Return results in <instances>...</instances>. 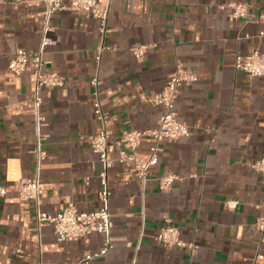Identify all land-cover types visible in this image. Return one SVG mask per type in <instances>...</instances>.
<instances>
[{
	"label": "crops",
	"instance_id": "crops-1",
	"mask_svg": "<svg viewBox=\"0 0 264 264\" xmlns=\"http://www.w3.org/2000/svg\"><path fill=\"white\" fill-rule=\"evenodd\" d=\"M107 7L104 33L95 18L46 14L42 0H0V264H76L102 247L104 236L58 242L50 226L36 223L33 201H21L19 180L35 168L34 80L28 66L9 71L17 50H38L44 37L46 73L64 77L62 87L41 89L45 158L40 164V207L55 215L69 205L80 212L101 206V164L85 137L101 125L93 112V86L111 132L107 172L111 248L88 264H251L264 256L254 228L264 211V178L251 164L264 157V77L234 69L235 57L264 53V0H97ZM246 4V18L230 4ZM218 6H225L219 9ZM148 46L140 60L132 52ZM102 46L100 64L95 57ZM177 62L194 80L179 85L177 119L190 131L160 142L159 162L142 185L116 160L123 132L154 128L162 109L149 98L164 86ZM154 142L143 136L135 154L146 158ZM174 174L170 189L158 179ZM166 220L192 242L195 253L165 249L153 240ZM264 264V260L262 261Z\"/></svg>",
	"mask_w": 264,
	"mask_h": 264
},
{
	"label": "built area",
	"instance_id": "built-area-1",
	"mask_svg": "<svg viewBox=\"0 0 264 264\" xmlns=\"http://www.w3.org/2000/svg\"><path fill=\"white\" fill-rule=\"evenodd\" d=\"M46 8L47 16L53 13H73L81 14L87 17L95 18L99 21V32L104 33L105 24L108 16L107 7L99 6L97 0H42ZM224 9L225 6H218ZM231 16L234 18H246L248 6L246 4H230ZM259 38H264V31L258 34ZM50 45L44 37L39 48L34 53H28L22 49L9 60V71L18 76L30 66L34 80L33 90V109H34V147H35V168L32 178L19 180L15 184V191L21 201H33L36 206L37 226L46 224L51 227L54 236L58 242H76L86 235L96 233L104 236L102 247L96 253L89 254L82 258L76 264H88L91 260L104 256L111 248L110 230L112 228L111 216L108 208L110 192L106 185L108 170L113 166L114 161L108 158L107 146L110 138V131L106 127L102 108L99 100L98 77L95 75L91 80L93 86V112L95 119L100 123V129L85 137V142L97 155L101 164V170L98 174L102 188L99 192L100 208L94 212H80L74 206L69 205L61 212L50 215L39 210L40 207V178L39 170L42 160L45 158V152L42 150L44 137L40 133L45 119L40 112L41 98L39 91L41 89L53 90L64 85V77L57 73L44 72L45 62L43 56L45 48ZM148 46L136 45L132 52L137 60H140ZM102 46L97 49L95 61L97 67L100 64ZM234 69L242 72L250 78L264 77V53L254 52L247 56L238 54L235 57ZM194 76L184 66L177 62L173 72H171L165 81L163 88L149 98L152 106L160 107L162 113L157 125L147 131H127L123 132L120 138L115 142L118 148L119 156L117 162L128 167L129 173L137 178L143 185L147 179L150 168L155 167L159 162L160 142H175L182 137L190 134L188 126L177 119L174 105L179 97V85L181 83H190ZM150 136L154 142L153 147L146 158L135 154L140 145L143 136ZM251 169L264 178V157L251 164ZM177 179L174 174H165L158 179L159 190L164 192L170 189L173 182ZM5 194V190L0 188V196ZM264 211V207H263ZM254 228L260 234V243L264 240V214L256 220ZM179 228L170 220H166L159 231L153 237V240L165 249L177 248L186 250L190 255L195 253L196 247L192 242H183L180 240ZM264 256L257 252L251 260V264H262Z\"/></svg>",
	"mask_w": 264,
	"mask_h": 264
}]
</instances>
